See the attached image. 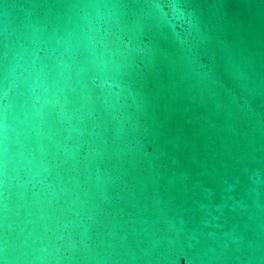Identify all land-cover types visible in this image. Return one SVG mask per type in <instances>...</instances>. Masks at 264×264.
<instances>
[{
  "label": "water",
  "instance_id": "obj_1",
  "mask_svg": "<svg viewBox=\"0 0 264 264\" xmlns=\"http://www.w3.org/2000/svg\"><path fill=\"white\" fill-rule=\"evenodd\" d=\"M0 264H264V0H0Z\"/></svg>",
  "mask_w": 264,
  "mask_h": 264
}]
</instances>
